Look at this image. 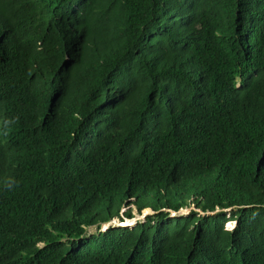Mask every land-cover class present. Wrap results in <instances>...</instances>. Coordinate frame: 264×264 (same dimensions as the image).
<instances>
[{"label":"trees","instance_id":"trees-1","mask_svg":"<svg viewBox=\"0 0 264 264\" xmlns=\"http://www.w3.org/2000/svg\"><path fill=\"white\" fill-rule=\"evenodd\" d=\"M0 264H264V0H0Z\"/></svg>","mask_w":264,"mask_h":264},{"label":"clouds","instance_id":"clouds-1","mask_svg":"<svg viewBox=\"0 0 264 264\" xmlns=\"http://www.w3.org/2000/svg\"><path fill=\"white\" fill-rule=\"evenodd\" d=\"M187 208H190V209H187ZM191 208H192V209H191ZM146 210H147V209H146ZM186 210H188V212H187V213H184ZM192 210H196V209L194 208L193 205L190 206V207H183V208H180V209H178L177 211L166 209V210H164V212H167L168 218H179V217H186V216L190 213V211H192ZM217 211H218V209H216L214 212H217ZM226 211H229V210L227 209ZM144 212H145V210H144ZM151 212H152V211H151ZM198 212L200 213V215H203V213L200 212L199 210H198ZM214 212H211V213H214ZM122 213H123V212H121V215H122ZM201 213H202V214H201ZM211 213H210V214H211ZM152 214H153V212H152ZM139 215L142 216V219L144 218V220L142 221V223H143V222L145 221V217H146L147 215H149V214L142 215V213H141V214H139ZM133 216H134V215H133ZM117 219H118V218H114V219H112L111 221H108V222H106V223H102V224H100V227L93 226V227H89V228H95V233H92V234H97V233H100V232H106L110 227H114V226H115V227L120 226V227L133 228V227L136 225V223L140 222V221H137L132 227H129V226L125 225L124 222L127 221V220H132L133 218H131V219H123V221H120V220L118 219L119 221H118L117 223H115ZM124 220H125V221H124ZM230 223H234V226H233V228H232V229H234L236 223H235L234 221H228V222L224 225L225 230H228V231L232 230V229H228V228H227V226H229ZM106 225H108V227H107V228H104ZM101 228H102V229H101ZM87 229H88V228H87ZM87 229H86V231H87ZM86 234H87V233H86ZM92 234H89V235H92Z\"/></svg>","mask_w":264,"mask_h":264},{"label":"rangeland","instance_id":"rangeland-1","mask_svg":"<svg viewBox=\"0 0 264 264\" xmlns=\"http://www.w3.org/2000/svg\"><path fill=\"white\" fill-rule=\"evenodd\" d=\"M128 209H132V212H133V219L132 220H127V221H125L124 223H125V225H127V226H129V227H132L137 221H140V222H142L143 220H144V218L142 219V216H140L139 214H137V212H136V210L132 207V206H128ZM187 209H190V208H187ZM192 209V208H191ZM124 210H126V209H123V210H121V212H123ZM188 212V210H186L184 213H187ZM145 214H149V215H151L152 214V212H151V210L150 209H147V211L146 212H142V215H145ZM202 214V213H201ZM119 220L117 219L116 220V222L115 223H117ZM233 226H234V223H230V225L229 226H227V228L228 229H232L233 228ZM102 229V228H101ZM86 233H87V236L89 235V234H92V233H95V228H88L87 229V231H86ZM85 233V234H86Z\"/></svg>","mask_w":264,"mask_h":264},{"label":"bare ground","instance_id":"bare-ground-1","mask_svg":"<svg viewBox=\"0 0 264 264\" xmlns=\"http://www.w3.org/2000/svg\"><path fill=\"white\" fill-rule=\"evenodd\" d=\"M108 227V225H106L104 228H107Z\"/></svg>","mask_w":264,"mask_h":264}]
</instances>
